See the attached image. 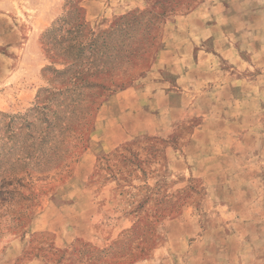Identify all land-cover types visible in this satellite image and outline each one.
<instances>
[{"label":"rangeland","instance_id":"1","mask_svg":"<svg viewBox=\"0 0 264 264\" xmlns=\"http://www.w3.org/2000/svg\"><path fill=\"white\" fill-rule=\"evenodd\" d=\"M225 1L0 0V264H264V0Z\"/></svg>","mask_w":264,"mask_h":264},{"label":"crops","instance_id":"2","mask_svg":"<svg viewBox=\"0 0 264 264\" xmlns=\"http://www.w3.org/2000/svg\"><path fill=\"white\" fill-rule=\"evenodd\" d=\"M206 3L207 2H201L199 5H197L189 14H187V15H185V16H182L181 17V20H179V22H181V23H184V24H187V22H189V21H196V23H198V24H200V25H202L203 24V22L201 21V19H199V11H201V10H203V9H205V6H207V9H214V6L212 7V5L210 6L208 3H207V5H206ZM229 4H231V3H229V0H226L225 1V5H224V7H225V9L227 8V6H228V8H230L229 7ZM115 8H113L112 10H114ZM117 9V8H116ZM119 9V8H118ZM88 12H90L89 10H88ZM160 56L162 57V58H171L172 57V53H170L169 51H163L162 53H161V55L159 54L158 56H157V60H158V58H160ZM171 56V57H170ZM159 61V60H158ZM158 61H156V62H158ZM157 66H159V65H157ZM121 95H125V93H123V91H121V92H119V93H117L115 96L117 97V96H121ZM112 98H114V97H112ZM111 138L112 137H114V134H110L109 135ZM95 157V154L92 152V151H89V152H85V154H84V157H83V159L84 160H88L89 158L90 159H92V158H94ZM90 163V162H89Z\"/></svg>","mask_w":264,"mask_h":264}]
</instances>
